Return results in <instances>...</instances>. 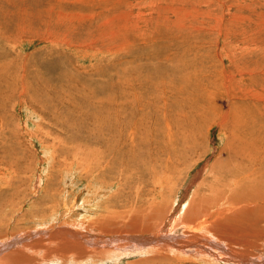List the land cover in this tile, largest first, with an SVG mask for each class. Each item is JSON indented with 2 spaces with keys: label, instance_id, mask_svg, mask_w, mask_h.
<instances>
[{
  "label": "rangeland",
  "instance_id": "374dc122",
  "mask_svg": "<svg viewBox=\"0 0 264 264\" xmlns=\"http://www.w3.org/2000/svg\"><path fill=\"white\" fill-rule=\"evenodd\" d=\"M8 19L16 21L11 43L0 40V238L139 204V174L149 179L145 201L176 214L204 200L206 218L195 222L220 221L230 254L255 256L248 243L264 237V221L261 232L232 234L229 218L230 202L254 191L233 183H264V0H0V32ZM123 152L131 166L105 169ZM151 167L171 176L161 184ZM252 206L264 211V198ZM211 225L180 255L96 253L68 264H254L226 259L219 237L215 247L205 242ZM37 238L47 239L28 243Z\"/></svg>",
  "mask_w": 264,
  "mask_h": 264
},
{
  "label": "bare ground",
  "instance_id": "6f19581e",
  "mask_svg": "<svg viewBox=\"0 0 264 264\" xmlns=\"http://www.w3.org/2000/svg\"><path fill=\"white\" fill-rule=\"evenodd\" d=\"M16 18L20 22V21H23L25 17L20 16L19 17L20 19L18 17H16ZM15 21H16V19H15ZM15 21L12 19H8L6 27L4 28V30H2L0 32V40L6 44H10L12 41L11 40L12 37H10V32L13 29ZM17 24H19V23H17ZM18 27H21V24L18 25ZM22 30L23 29H20L17 32L18 36H22V34H25V33H22ZM12 33H14V32H12ZM15 45H17V43H15ZM11 51L4 49L2 51V53L5 54V56H6V54H10ZM3 54H2V56H4ZM223 79H224V77H223ZM10 84H11V82H10ZM22 86H23V88H25V84H23ZM219 119L221 120L222 123L226 122V120H227V118H222V119L219 118ZM133 135L134 136L136 135L135 131L133 132ZM133 146H132L131 150L134 153L133 148H135V147H133ZM124 155H125L124 152L121 154L120 157L118 155H115V156L113 155L114 158L111 161L106 163L105 169H108L111 172L114 170H117L120 174H122L123 170H124V169L122 170V168L125 167L124 165L131 166L130 160H128L127 163L124 162V160H123ZM134 157H136V156H134ZM118 165H122V166L117 167ZM85 167H89V164H85ZM151 168L153 170L151 172H153L152 174L155 177V179L160 181L159 183L163 184L165 182V180L168 178L167 175H169V174H167L169 172L168 168L166 167V169H163L160 172L156 171V168H154V167H151ZM238 170H240V169H238ZM236 174L237 173H234L233 176L234 175L236 176ZM136 175H137V176H135L136 182H134V183H141L142 186H145L144 183H148L147 181L149 179H146V177L141 178L139 176V174H136ZM169 176H171V175H169ZM243 177H244V180L250 182L251 177H249V175L246 172H244ZM202 181H204V180H202ZM253 181H254V179H253ZM131 184H133V183H129V187ZM233 184L236 188H251V190L254 189V191L253 192H248V191L242 192L241 191L242 193L237 195V198L239 197V200L242 199V204L236 208H235V202H236L237 198H236L235 202L234 201H233V203L230 202V204L234 205L233 211H230V212H232L231 218H229L230 219L229 222L231 223L230 229H231V231H233L232 234H236V233L237 234H239V233L243 234V233H247V232H251V231L252 232L260 231L259 225H261V223L264 221L263 220L264 219L263 218L264 217V214H263L264 211L263 210H259V211L257 210L256 211L255 208L252 206V201H253L254 197H257L259 199L264 198L263 197V195H264V183H237V181H236V183H233ZM142 186L138 187L139 190H136V195H137L136 197H137V201L140 202L139 204L132 202V205H130V203H129L130 206H127L126 203L124 205H122L125 208L129 207L128 209L123 208L120 210H113V208L112 209L110 208L111 210L109 212L111 214L109 212H106L105 216L99 217L100 219H104L102 221L98 220V219L91 220L90 218L85 217V219L79 220L77 222L74 221L72 224L68 223L69 226L44 227L42 229L31 230L27 234L24 232H21L20 234L14 235V237H12V238H0V264H68V261L71 259H76V260H78V262H80V260H84V259H86L92 255H96V253H98L99 256H100V254H102V255L104 254V256H107V257L111 256L113 258L118 254H125V253H127V254H129V253L130 254L131 253L139 254L140 253L139 255H141V254L144 255V254L150 253V254H152V256L151 257L148 256V258L150 260H152V259H156L158 257V255L160 253H163V252H166L165 254H170V255H172V254L173 255L174 254L180 255L182 252L186 251L185 250L186 248H189L192 246L194 247L195 245L197 246V244H199L200 242H202V241L204 242V240L199 236V234L202 231L203 227H205L206 230L209 229V228L207 229V226L211 225L209 223L210 221H208V220L205 221V219H204V221H201L198 223L195 222L196 220H199V219L206 216L205 215L206 210H203L202 208H200L203 205H205V202H203L204 200H199L200 202H197L195 200H193V201L190 200L192 203L187 208L182 207V205L180 206L181 207L180 208L178 205V208H177L178 211L176 214H174L171 212V207H168L165 203H164L165 205L160 204V202L158 203V201H156V199H153L152 197H150V198L148 197L149 198V199L147 198L148 201H145L146 199H145V197H143V195H144L143 190H145V189H143V190L140 189V188H142ZM129 187H128V189H129L128 193L133 191ZM258 187L262 188V189L260 188L262 192L257 190ZM136 189H137V187H136ZM231 189H233V188H231ZM118 191L120 193H123L122 192L123 187L121 189H119ZM187 191H188V189L186 190L185 194L188 193ZM120 193H119V195H120ZM46 194H47V192H46ZM114 195H116V194H114ZM116 196L118 197V195H116ZM45 197H46V195H45ZM49 197H48V199H49ZM113 198H116V197H113ZM124 198H126V197H124ZM116 200H118V199H116ZM172 202L174 203V201H172ZM217 202H219V201H217ZM45 203H47V202H45ZM148 204H149V206H148ZM208 204H210V203H208ZM184 206H185V204H184ZM37 207H35V208H37ZM41 210H43V209H41ZM214 211H217V210H214ZM261 211H263V213ZM119 217L125 218V219H127V221L126 222H116V220ZM220 218H223V217L221 216ZM256 218L258 219V221H256L257 220ZM212 221H213L214 225H211L209 227H214L213 230L215 231L214 232L215 234H213V232H212V234H210V237H209V235L207 233L206 236H208V239H205V242H209V245L214 244V239L212 237H214V236H216V238L219 237L220 241L215 243V244H221V246L222 245L224 246V248H222V249H224V251H220V252L221 253L224 252L225 255L228 253L227 254L228 257L226 259H228V260L230 259L231 262H232L231 258H236L239 260H245V259L250 260L251 259L254 264H257V262H259V264L260 263L264 264V253H262V252H264V243H261V240L264 237L259 236L258 233H254L253 238L251 240L253 242L248 243L249 244L248 249L250 251H247V252H251V253L255 254L254 257H246L245 255H243V253L238 252V251H237V254H239V255L235 256L234 253L230 254V252L228 251L227 246H226L225 232L228 230H225L226 228L225 229L223 228L222 223L220 221H215V220H212ZM221 221H223V219ZM225 224L227 225L226 222H225ZM142 230L148 231L149 232L148 234H150V235L146 236V235H142L141 233H139ZM190 230L192 231V232H190L192 234H189ZM85 231L88 233H86ZM151 232H152V234H151ZM178 232H183L184 234L182 233L183 234L182 235V234H179ZM209 232H210V230H209ZM187 233L189 235H187ZM256 234H258V235H256ZM36 236H39V238H41V237L46 238L47 237V239L42 240V239L37 238L38 240H35L32 243H28V239L34 238ZM206 236H204V237H206ZM32 240H34V239H32ZM235 242L230 240L229 244L234 245V244H236ZM195 243H197V244H195ZM49 244H51L53 246L54 245H57V246L56 247H47ZM150 244L154 245V247H152V248L149 247ZM215 244H214V247H215ZM227 245H228V243H227ZM147 246H148V248H146ZM218 246H220V245H218ZM218 246H216V248H218ZM208 247L212 248L211 246H208ZM52 248L53 249L56 248V249L53 250ZM156 248H159L157 250V252L154 251V250H156ZM212 249L210 250V252H212ZM197 250H199V248H197ZM229 250H230V247H229ZM40 252L44 253V255L39 256V257L35 256V255H38ZM187 252H188V254L190 253V255H189V257L188 256H186V257H188L190 260L193 259L191 257H194L193 261H196L197 256L202 257L203 259L206 258V255L203 253L201 255H196V253H194L193 251L187 250ZM232 255H234V256H232ZM104 256H102V259L103 258L105 259ZM131 257H133V256H131ZM258 257H259V259H257ZM223 259H225V258H223ZM205 260H207V259H205ZM213 260H217L216 257ZM220 260H222V257ZM254 260L257 262H255ZM210 261H209V263H210ZM211 262H214V261H211ZM211 264H213V263H211Z\"/></svg>",
  "mask_w": 264,
  "mask_h": 264
}]
</instances>
